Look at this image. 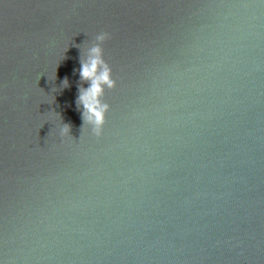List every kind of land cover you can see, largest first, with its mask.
Returning a JSON list of instances; mask_svg holds the SVG:
<instances>
[{
	"label": "water",
	"instance_id": "obj_1",
	"mask_svg": "<svg viewBox=\"0 0 264 264\" xmlns=\"http://www.w3.org/2000/svg\"><path fill=\"white\" fill-rule=\"evenodd\" d=\"M0 264H264V0H0Z\"/></svg>",
	"mask_w": 264,
	"mask_h": 264
},
{
	"label": "clouds",
	"instance_id": "obj_2",
	"mask_svg": "<svg viewBox=\"0 0 264 264\" xmlns=\"http://www.w3.org/2000/svg\"><path fill=\"white\" fill-rule=\"evenodd\" d=\"M110 39L108 32H101L94 38L95 43L87 48V59H82L79 68V95L77 98L78 109L82 107L81 118L83 126H90L96 137L103 134L106 124V116L110 105L105 102L106 90H113L116 87V80L113 78L112 68L104 59V48L102 45ZM87 83L88 87H84ZM68 80L65 78L62 87H68ZM71 126L64 124L61 135H69Z\"/></svg>",
	"mask_w": 264,
	"mask_h": 264
}]
</instances>
